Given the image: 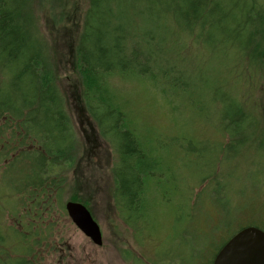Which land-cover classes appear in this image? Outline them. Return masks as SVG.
I'll use <instances>...</instances> for the list:
<instances>
[{"label": "trees", "instance_id": "obj_1", "mask_svg": "<svg viewBox=\"0 0 264 264\" xmlns=\"http://www.w3.org/2000/svg\"><path fill=\"white\" fill-rule=\"evenodd\" d=\"M249 1L251 0H163L161 8L165 7L163 11L173 16L177 27L190 36L196 46L204 45L218 53L229 46L234 47L242 55L247 56L250 62H254L255 58L244 49L246 44L253 40L252 34L247 37L249 31L246 30L250 26L255 28L258 26L257 32L264 33V14L260 13L261 16L258 17L253 12V19L257 22L253 23L248 16ZM253 1L259 5L257 0ZM31 2L32 0H0V224L5 222L6 216L14 218L19 216L17 220L21 223L12 225L14 228H11L15 236L9 237L14 238L19 247H15L13 251L16 253L12 257L5 249L7 246L12 250V246L8 244L7 235L5 236L0 228V264H37L44 243L50 252L59 250L57 246L59 242L50 240L54 224L49 218H54L61 210L64 199L61 200V196L65 191L67 195L70 188L65 185L67 174L78 161L76 130L74 131L67 109L68 102H78L77 94L74 97V90L72 93L66 90L62 94L56 86L53 71L50 68L45 69V60L39 57L42 52L44 53V49L35 31ZM114 2L117 4L115 11L112 12ZM146 2L153 7L160 4L159 0ZM135 4L131 0L83 1L81 6L84 8L77 16L81 27L74 48V73L76 78L80 77L83 88L78 95L84 106L81 113L85 112L92 120L116 154L112 167L114 183L112 194L117 214L120 213V218L126 223L131 215L142 214L141 212L149 209L148 195L156 198L159 194L155 192L168 190L169 187L177 185V180L172 177L173 169L158 173L157 169L160 167L158 162L161 159H158V162L152 161L154 157L164 158L169 153L168 148L175 145L180 157L179 162L183 161L182 165H188L189 169L195 170L194 184H198L197 189L203 186L196 193H194L196 188L193 191L190 189L186 204L179 205L184 208L187 206L191 211L213 198L220 213L217 228H213L212 233L224 230L229 225L238 223L235 220L236 215L245 214L250 205L247 202L242 205V211L240 209L236 211V204L233 207V197L230 198L228 193L230 192L234 198L237 193L236 197L244 196L249 199L251 193L256 194L259 182L257 183V178H251L249 181L253 182L251 187L234 184L229 188V184L232 183L231 179L228 180L231 174L226 168L229 160L224 156L218 158L220 152L224 150L226 157L231 153H237L235 158H239L244 153L241 149L250 148L251 145L252 149L264 154V135L253 147L252 138L249 140L248 134L251 128L258 124V120L253 113L243 110L242 104L232 93H227L224 88L222 91L219 87L221 81L214 74L222 72L223 67L217 68L211 62L203 67L194 68L192 72L186 67H179L177 71L172 72L173 76L160 67L162 63L171 66L183 65L184 60L174 63L173 45L155 51L149 47L148 38L142 39L135 31L132 33L125 28L126 25L128 27L130 25V15L128 11L125 17L123 11L126 6L133 8ZM158 9L155 12L149 10V14L156 17ZM257 9L263 10L262 6ZM146 10L147 8H143V15ZM239 10L243 13L242 18L238 15ZM113 13L121 15L118 19L123 18L125 22L120 28L115 26V29L114 27L110 29L108 25V20L115 18ZM110 33L112 35H109ZM164 36L166 35L163 34L162 37ZM225 38L227 40L225 45H217ZM131 51L133 53L129 57ZM140 51L144 57L139 55ZM260 58L264 60L263 51L259 52L258 61L261 65L257 66L264 72V61ZM143 60H146L147 67L142 64ZM127 69L133 73L130 77L142 79L154 74L163 82L161 86L172 88L174 92L181 89L182 93L189 91L196 95L197 91L208 87V81L200 77L207 75L217 87L207 94L206 98L224 99V102H221L219 129L221 138L228 135V143L225 145L222 141L215 150H212L193 146L188 138V132L183 129H179L178 132L186 134V137L178 135L162 138L160 134L154 136L149 128L139 126L137 123L120 128L118 123L124 119L119 108L122 104L117 102V106H112L111 102H108L116 100L106 90L105 78L110 74H123L122 72H126ZM197 97L198 104L212 108L208 100L198 95ZM129 113L124 115H131ZM206 116L208 117V114ZM82 147L83 145L81 150ZM250 164L249 169L264 173V162L257 163L256 166ZM253 175H256V172H253ZM149 188L155 192L149 191ZM181 191V188H177V192ZM192 196L193 201L190 204ZM6 198L12 200L7 202L11 209L3 211L1 204ZM161 198L163 199L164 195ZM196 199L200 200L198 204ZM165 201L167 202V197ZM43 202L48 204L45 208L46 213L40 221H35L41 213L38 208L46 206L41 204ZM62 211L65 212L63 207ZM193 213L196 215L200 211L195 210ZM30 221L34 224L29 223ZM147 224L148 222L146 225L144 222V228ZM255 224L251 226L264 231V222ZM32 226L34 228H31ZM242 227L245 226L232 228L234 233L226 235V238L215 246L212 251L213 257L208 264H212L221 246ZM58 232L59 230L56 231ZM182 232L183 243L190 249L175 259L180 260L179 264L183 263L185 257H188L185 260L187 262L192 260L193 254L201 252L204 247L213 243L212 239L205 245L206 239L200 240L197 229L185 228Z\"/></svg>", "mask_w": 264, "mask_h": 264}, {"label": "rangeland", "instance_id": "obj_2", "mask_svg": "<svg viewBox=\"0 0 264 264\" xmlns=\"http://www.w3.org/2000/svg\"><path fill=\"white\" fill-rule=\"evenodd\" d=\"M83 1L85 0H32L31 4L35 31L41 39L44 49V53L42 52L39 57L45 60V69L50 68L53 71L56 86L62 94L66 90L71 93L74 90V97L77 94L78 102L71 101L66 104L68 114L74 125V131L76 130L78 161L67 174L65 185L70 186V188L67 195L65 191L64 195L61 196V200L64 198L62 207L64 208L67 202L84 205L99 227L103 245L96 247L88 243L89 239L76 229L61 207V210L56 213L57 216L52 219L49 218V221L54 224L50 240L59 242L57 244L59 250L50 252L44 243L41 246L44 247L41 251V258L37 264H179L180 260L175 259L183 256L190 249L183 243L182 231L185 228L197 229L200 240L206 239L205 245L212 239L213 243L206 248L204 247L201 252L193 254L192 260L187 262L185 260L188 257H185L182 264H208V261L213 257L212 251L215 246L220 244L226 235L229 234L230 236L234 233L232 228H239L240 225L247 227L264 222V173L248 168L250 163V166H256L257 163L264 162V154L257 149H252L251 145L250 148L241 149L244 153L239 158H235L237 153H231L226 157L224 150L220 152L218 158L221 159L224 156L229 160L226 164L227 171L231 174L228 180L231 179L232 181L229 188L234 184L240 187L244 185L251 187L253 184V182L249 183L251 178H257V183L259 182L256 187L258 189L256 194L251 193L249 199L244 196L236 197L237 193H235L234 198L230 192L228 193L230 198L233 197V207L236 204V211L239 209L242 211L243 204L245 205L247 202L250 204L245 214L236 215L235 220L238 223L229 225L226 228L228 230L224 229L212 233V229L217 228L216 224L220 213L219 208L213 202V198L191 211L187 206L184 208L179 205L181 203L186 204L190 189L193 191L196 188L194 191L196 193L203 186L197 189L198 184H194L196 182L195 170L189 169L188 165H182L181 162L183 161L179 162L180 157L175 145L168 148L169 153L164 158L154 157L152 161L158 162V159H161L158 162L160 166L157 169L158 173L173 169L172 177L177 180V185L169 187V191L159 190L155 192L154 189L149 188V191H154L159 195L156 198L148 195L149 209L141 212L142 214H130L131 216L124 223V220L120 218V213L117 214L112 194L114 187L112 167L115 163L116 154L109 142L96 129L92 120L85 112L81 113L84 106L78 97L83 88L80 77L78 76L79 79L76 78L74 73V48L81 27L77 16L84 8L81 6ZM159 1L160 4L153 7L151 4H147L146 0H131L136 4L133 8L126 6L123 11L125 17H127L128 11L130 15V25L129 27L126 25L125 28L132 33L135 31L142 39L148 38L149 47L155 51L173 45L174 63L184 60V64L171 66L162 63L160 67L164 68L166 73L170 75L179 67H186L192 72L194 68L203 67L210 62L217 68H219L218 66L223 67L222 72L213 73L221 81L218 84L219 87L222 91L224 88L227 93H232L236 100L242 104L243 110L253 113L255 119L258 120V124L253 126L248 134L249 140L252 138L251 144L254 147V144L261 140L264 135V72L260 66H257L261 65L258 61L259 52H264V33L257 32L258 26L256 28L250 26L246 30V32L249 31L247 37L252 34L253 40H250L244 49L255 58L254 62H250L247 56L242 55L234 47L229 46L218 53L203 44L204 48L196 46L192 38L177 27L173 16L163 11L165 8H161L163 0ZM257 2L259 5L255 4L253 0L249 1L248 4L250 6L248 16L253 23H257L253 19V12L258 17L261 16L260 13L264 14V0H257ZM112 4L114 8L111 7V11L113 12L117 3ZM260 6L263 10L257 9ZM143 8H147L144 15L142 13ZM157 8L159 9L156 17L149 14V10L155 12ZM241 13L239 10L238 15L242 18ZM113 16L115 18L108 20L110 29L113 27L115 29V26L120 28L125 24L123 18L118 19L121 15L117 13ZM151 23L155 25H149ZM163 34L166 36L162 37ZM225 41H227L226 38L222 42H218L217 45H225ZM132 53L133 51L129 57ZM139 55L144 57L141 51ZM142 64L147 67L146 60H143ZM149 66L150 64H148ZM129 71L130 69H127L126 72H122L123 74H110L105 78V88L116 100H109L108 102H111L112 106H117V102L122 104L119 108L124 119L118 123L120 128L137 123L139 126L144 125L147 129L149 128L154 136L160 134L162 138H172L178 135L186 137L188 135L193 146L212 148V150H215L222 141L225 145L228 143V135L221 138V130L219 129V117L222 112L221 102H224V99L211 100L210 98L208 100L206 98V95L217 87V84H214L207 75H200L201 79L208 81V87L197 91V95L208 100L212 108L198 104L199 98L192 92L182 93L181 89H175L174 92L172 88L168 89L166 86H161L163 82L154 74L141 79L140 77H130L133 73ZM72 78H74L73 82ZM59 80H61L62 86ZM75 86L76 88H74ZM128 112L131 115H124ZM247 115L249 116V114ZM142 128L144 129V127ZM179 129L186 130L187 135L178 132ZM81 145H83V152ZM253 172H256V175H253ZM177 188H181L182 191L177 192ZM162 195H164L163 199L161 198ZM8 196L12 198L10 195ZM166 197L167 202L165 201ZM11 201V199L6 198V201L1 204V209L3 211L9 209L10 206L7 202ZM192 201L193 196L190 204ZM199 202L200 200L196 199V203ZM41 204L45 205L46 202ZM47 206L48 204L38 208L41 213L35 221H40V218H43ZM195 210L200 211V213L195 215L193 213ZM17 218L6 216L5 222L0 224L1 232L5 236L7 235L8 244L10 243L12 246V250L5 246L11 257L16 253L13 251L15 247L19 248L16 240L9 237L15 236L11 229L14 228L12 225L21 224ZM24 221L28 222V220ZM144 222L145 225L148 222L146 228H144ZM29 223L34 224L32 221ZM16 228H20V226H16ZM57 230H59L58 233H56ZM62 245L63 247H61ZM38 253L39 250H37V255Z\"/></svg>", "mask_w": 264, "mask_h": 264}, {"label": "water", "instance_id": "obj_3", "mask_svg": "<svg viewBox=\"0 0 264 264\" xmlns=\"http://www.w3.org/2000/svg\"><path fill=\"white\" fill-rule=\"evenodd\" d=\"M64 209L78 231L94 246L102 245L99 227L84 205L67 202ZM212 264H264V233L253 227L242 228L221 246Z\"/></svg>", "mask_w": 264, "mask_h": 264}, {"label": "bare ground", "instance_id": "obj_4", "mask_svg": "<svg viewBox=\"0 0 264 264\" xmlns=\"http://www.w3.org/2000/svg\"><path fill=\"white\" fill-rule=\"evenodd\" d=\"M72 203H74V202H72ZM249 227H253V228H257V227H254V226H247V227H244V228H249ZM258 230H260L259 228H257ZM261 232H263L264 233V231H262V230H260ZM237 233V232H236ZM235 233V234H236ZM234 234V235H235ZM234 235H232L229 239H231ZM89 239V238H88ZM90 240V239H89ZM91 242V241H90ZM92 243V242H91Z\"/></svg>", "mask_w": 264, "mask_h": 264}, {"label": "flooded vegetation", "instance_id": "obj_5", "mask_svg": "<svg viewBox=\"0 0 264 264\" xmlns=\"http://www.w3.org/2000/svg\"><path fill=\"white\" fill-rule=\"evenodd\" d=\"M88 243H91V242L88 240ZM91 244H92V243H91ZM92 245H93V244H92ZM102 245H103V244H102ZM102 245H101V246H102ZM93 246H94V245H93ZM99 247H100V246H99Z\"/></svg>", "mask_w": 264, "mask_h": 264}]
</instances>
